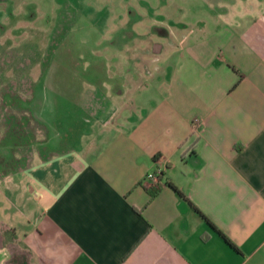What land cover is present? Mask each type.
Instances as JSON below:
<instances>
[{"label": "crops", "instance_id": "obj_1", "mask_svg": "<svg viewBox=\"0 0 264 264\" xmlns=\"http://www.w3.org/2000/svg\"><path fill=\"white\" fill-rule=\"evenodd\" d=\"M244 1L178 24L171 0L143 59L165 75L107 77L74 148L0 175V264H264V6Z\"/></svg>", "mask_w": 264, "mask_h": 264}, {"label": "rangeland", "instance_id": "obj_2", "mask_svg": "<svg viewBox=\"0 0 264 264\" xmlns=\"http://www.w3.org/2000/svg\"><path fill=\"white\" fill-rule=\"evenodd\" d=\"M170 1L17 0L8 20L7 4L0 6V175L74 148L97 103L90 92L100 98L107 77L165 75L164 66L156 73L143 59L162 40L159 33L172 26L165 19ZM226 1L174 0L168 15L178 24L177 18L208 21L228 7ZM254 2L260 4L256 10L264 6V0ZM116 28L126 32L110 35ZM118 42L125 44L127 62L108 68L103 59L117 60L118 52L104 49ZM135 58L142 61L134 64ZM144 92L152 93L150 85Z\"/></svg>", "mask_w": 264, "mask_h": 264}, {"label": "built area", "instance_id": "obj_3", "mask_svg": "<svg viewBox=\"0 0 264 264\" xmlns=\"http://www.w3.org/2000/svg\"><path fill=\"white\" fill-rule=\"evenodd\" d=\"M198 126H199V121L197 119H193L191 121V130L195 132ZM143 178L145 181L149 183L156 184L158 182V172L157 171L147 172L145 173Z\"/></svg>", "mask_w": 264, "mask_h": 264}, {"label": "trees", "instance_id": "obj_4", "mask_svg": "<svg viewBox=\"0 0 264 264\" xmlns=\"http://www.w3.org/2000/svg\"><path fill=\"white\" fill-rule=\"evenodd\" d=\"M195 210H196V209H195ZM196 211L199 212L198 210H196ZM200 214H201V213H200ZM208 224H209L210 226H213V225H211V223H209V222H208Z\"/></svg>", "mask_w": 264, "mask_h": 264}]
</instances>
